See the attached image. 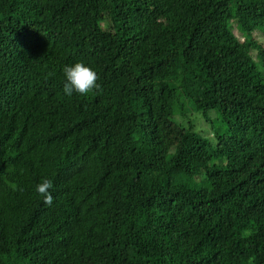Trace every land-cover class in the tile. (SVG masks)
<instances>
[{"label":"trees","instance_id":"1","mask_svg":"<svg viewBox=\"0 0 264 264\" xmlns=\"http://www.w3.org/2000/svg\"><path fill=\"white\" fill-rule=\"evenodd\" d=\"M0 264H264V0H0Z\"/></svg>","mask_w":264,"mask_h":264},{"label":"clouds","instance_id":"2","mask_svg":"<svg viewBox=\"0 0 264 264\" xmlns=\"http://www.w3.org/2000/svg\"><path fill=\"white\" fill-rule=\"evenodd\" d=\"M63 74L65 77L63 92L69 97L74 92L86 96L90 92L99 91L102 87L98 83L100 80L98 73L82 61L74 65H66L63 68ZM52 187V181L47 178L42 179L35 187V191L44 198L46 205H51L53 202V195L49 191Z\"/></svg>","mask_w":264,"mask_h":264},{"label":"rangeland","instance_id":"3","mask_svg":"<svg viewBox=\"0 0 264 264\" xmlns=\"http://www.w3.org/2000/svg\"><path fill=\"white\" fill-rule=\"evenodd\" d=\"M235 32H236V34H237L238 36H240V37H241V35L239 34V32H238L237 30H235Z\"/></svg>","mask_w":264,"mask_h":264}]
</instances>
